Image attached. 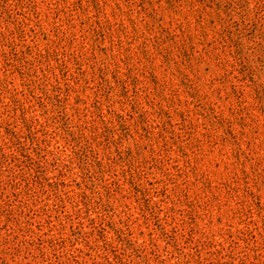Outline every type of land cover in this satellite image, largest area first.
I'll list each match as a JSON object with an SVG mask.
<instances>
[{"label":"rangeland","instance_id":"1","mask_svg":"<svg viewBox=\"0 0 264 264\" xmlns=\"http://www.w3.org/2000/svg\"><path fill=\"white\" fill-rule=\"evenodd\" d=\"M0 264H264V0H0Z\"/></svg>","mask_w":264,"mask_h":264}]
</instances>
